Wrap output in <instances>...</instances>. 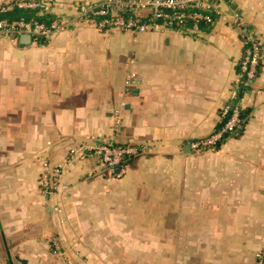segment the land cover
<instances>
[{
  "label": "crops",
  "instance_id": "obj_1",
  "mask_svg": "<svg viewBox=\"0 0 264 264\" xmlns=\"http://www.w3.org/2000/svg\"><path fill=\"white\" fill-rule=\"evenodd\" d=\"M23 1L44 4L30 15L49 22L105 0ZM247 33L262 42L261 63L240 95ZM43 42L0 36V264H50L72 196L114 177L94 152L102 144L139 150L114 177L122 183L137 186L145 168H158L175 195L168 212L194 222L188 241L203 238L193 248L220 264H254L250 254L264 248V0H224L197 35L73 25ZM234 100L250 110L240 131L219 149L186 153V143L216 132ZM45 161L64 167L66 197L42 194ZM229 253L239 259L227 262Z\"/></svg>",
  "mask_w": 264,
  "mask_h": 264
},
{
  "label": "rangeland",
  "instance_id": "obj_2",
  "mask_svg": "<svg viewBox=\"0 0 264 264\" xmlns=\"http://www.w3.org/2000/svg\"><path fill=\"white\" fill-rule=\"evenodd\" d=\"M158 168H145L137 186L111 175L100 185L83 187L73 197L72 219L64 241L50 239V264H220L219 254L193 248L201 236L188 241L194 222L174 219L168 210L175 203L170 182L159 181ZM67 194H62V197ZM75 199V200H74ZM201 240H198V239ZM206 241V240H205ZM253 251L251 260L260 264ZM212 257V258H211ZM216 258L217 263L212 260ZM243 258V256L241 257ZM239 259L234 253L227 262ZM249 260L248 255L243 258Z\"/></svg>",
  "mask_w": 264,
  "mask_h": 264
},
{
  "label": "built area",
  "instance_id": "obj_3",
  "mask_svg": "<svg viewBox=\"0 0 264 264\" xmlns=\"http://www.w3.org/2000/svg\"><path fill=\"white\" fill-rule=\"evenodd\" d=\"M224 0H105L102 2L82 1L73 6V18H54L49 22L31 15L15 16V11H45L44 4L16 0L0 4V36L19 40L28 35L31 40H50L53 36L68 30L73 25H83L110 32L122 30L137 33L176 30L188 35H197L202 28L212 26L220 15V4ZM262 42L253 33H247L244 39V57L238 67L236 88L250 87L255 81L261 63ZM136 76H128L127 84ZM241 107L235 102L228 104L222 111L221 129L205 139L190 142L191 149L203 152L217 149L225 135H236L243 126L240 116ZM230 117L227 119V117ZM121 120L117 118L116 128ZM94 152L102 165L116 178L126 173L125 162L139 150L133 146L102 144ZM119 167V171L115 169ZM64 167L44 162L40 187L43 195H60L68 191L63 183ZM260 264H264V251L257 255Z\"/></svg>",
  "mask_w": 264,
  "mask_h": 264
},
{
  "label": "trees",
  "instance_id": "obj_4",
  "mask_svg": "<svg viewBox=\"0 0 264 264\" xmlns=\"http://www.w3.org/2000/svg\"><path fill=\"white\" fill-rule=\"evenodd\" d=\"M30 14H31V13H28V12H22V11H18V10L14 12V15H15V16H20V15H30ZM41 20H44V19L41 18ZM40 41H41V42H40ZM44 41H45V40H44ZM39 43H40V44L44 43V42H43V39H39ZM249 114H250V110H249V109L241 110L240 116H241V118H242V120H243V124L246 123V121H247V119H248V117H249ZM229 117H230V115L227 117V119H228ZM224 122H225V120H224ZM224 122H222V123H220V124L218 125V128H217L216 131H218L219 129H221V127H222V125H223ZM228 137H230V136H229V135H225V136H224L223 141L217 146V149H219V147L222 145V143H223Z\"/></svg>",
  "mask_w": 264,
  "mask_h": 264
},
{
  "label": "water",
  "instance_id": "obj_5",
  "mask_svg": "<svg viewBox=\"0 0 264 264\" xmlns=\"http://www.w3.org/2000/svg\"><path fill=\"white\" fill-rule=\"evenodd\" d=\"M20 41H21L22 44H29L31 42V37L28 36V35L21 36L20 37ZM241 94H242V89L240 91V95ZM184 151L186 153H190L191 152V145L189 143L185 144ZM118 171H119V168L116 169V172H118Z\"/></svg>",
  "mask_w": 264,
  "mask_h": 264
}]
</instances>
